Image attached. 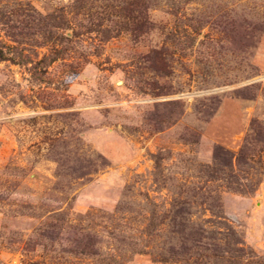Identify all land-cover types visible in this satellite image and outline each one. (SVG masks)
I'll use <instances>...</instances> for the list:
<instances>
[{
	"label": "rangeland",
	"instance_id": "374dc122",
	"mask_svg": "<svg viewBox=\"0 0 264 264\" xmlns=\"http://www.w3.org/2000/svg\"><path fill=\"white\" fill-rule=\"evenodd\" d=\"M0 264H264V0H0Z\"/></svg>",
	"mask_w": 264,
	"mask_h": 264
}]
</instances>
